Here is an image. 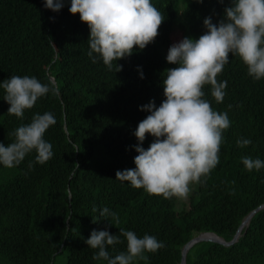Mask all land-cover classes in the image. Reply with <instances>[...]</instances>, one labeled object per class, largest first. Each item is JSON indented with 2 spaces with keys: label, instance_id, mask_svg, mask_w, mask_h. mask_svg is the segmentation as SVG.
<instances>
[{
  "label": "trees",
  "instance_id": "1",
  "mask_svg": "<svg viewBox=\"0 0 264 264\" xmlns=\"http://www.w3.org/2000/svg\"><path fill=\"white\" fill-rule=\"evenodd\" d=\"M178 1L151 0L165 18L159 35L144 50L116 61L122 66L116 72L115 65L110 71L99 58L97 63L89 58L90 29L78 13H70L71 0L59 12L45 8V0H0V83L27 75L58 88L25 110L23 119L8 114L0 88L5 146L35 114L49 112L56 119L44 136L54 153L48 162H36L33 151L16 167L0 164V264H53L59 253H65V264H107L93 259L98 250L85 241L93 230L119 235L120 229L155 236L165 245L134 264H180L181 247L193 235L212 231L230 240L242 218L264 204V168L249 172L242 163L245 156L264 161V79L254 81L231 55L217 77L227 81L223 102L216 103L210 85L204 87L213 109L227 112L232 122L223 134L220 163L206 183L192 185L186 200L164 199L116 178L117 171L136 167L134 132L150 114L141 107L153 100L159 107L165 99L166 69L177 67L166 60L169 47L185 30L203 35L204 19L218 24L231 6V0H184L179 14ZM241 138L252 144L238 147ZM153 140L148 135L142 147ZM104 207L118 214V224L100 217ZM120 239L107 248L111 257L126 252V239ZM186 264H264V208L235 243L193 244Z\"/></svg>",
  "mask_w": 264,
  "mask_h": 264
},
{
  "label": "clouds",
  "instance_id": "2",
  "mask_svg": "<svg viewBox=\"0 0 264 264\" xmlns=\"http://www.w3.org/2000/svg\"><path fill=\"white\" fill-rule=\"evenodd\" d=\"M63 5L64 0L44 2V7L53 12H59ZM69 11L73 15L78 13L81 22L90 29L87 42L92 62L97 63L99 58L110 71L115 65L116 72L122 70L116 61L130 57L136 49L144 50L155 41L165 19L151 0H71ZM203 23L207 31L198 39L184 37L169 47L166 60L177 67L166 69L165 99L159 107L154 100L141 107V111L150 114L134 132L138 141L134 146L138 153L134 157L136 167L116 172V178L152 196L186 200L191 186L206 183L220 163L223 134L232 122L227 112L213 109L205 98L204 87L210 85L216 103L223 102L227 81H218L217 77L229 63L230 55L239 57L254 81L264 79V0H231L218 24L211 17ZM0 88L5 92L3 99L10 105L8 114L19 119L38 99L50 92L58 93L57 87L27 75H13L0 83ZM55 123L52 113L35 114L31 123L10 134L15 138L13 142L7 146L0 143V164L16 167L33 151L36 162H48L54 153L44 136ZM148 135L154 140L145 149L142 145ZM251 144L250 139L237 140L241 148ZM242 163L249 172L264 168V161L259 158L245 156ZM109 216L119 223L116 212L107 207L100 210V217ZM120 236L126 239L127 250L111 257L107 248L121 243ZM85 243L98 250L94 260L107 264H134L147 260L145 253H156L165 247L155 236L145 234L140 238L134 231L124 229H120L119 235L93 230Z\"/></svg>",
  "mask_w": 264,
  "mask_h": 264
},
{
  "label": "water",
  "instance_id": "3",
  "mask_svg": "<svg viewBox=\"0 0 264 264\" xmlns=\"http://www.w3.org/2000/svg\"><path fill=\"white\" fill-rule=\"evenodd\" d=\"M51 80H53V77L50 76ZM54 81V80H53ZM264 208V204L258 206L257 208L251 210L249 213H247L241 220L236 232L232 236L230 240L224 239L222 236L218 235L215 232L212 231H201L195 235H193L182 247H181V259L180 264H186V256L189 248L200 241H212V242H218L222 245L229 246L233 243H235L240 234L243 227H246L249 224V221L252 217V215L258 210Z\"/></svg>",
  "mask_w": 264,
  "mask_h": 264
},
{
  "label": "rangeland",
  "instance_id": "4",
  "mask_svg": "<svg viewBox=\"0 0 264 264\" xmlns=\"http://www.w3.org/2000/svg\"><path fill=\"white\" fill-rule=\"evenodd\" d=\"M183 4H184V0H179L176 4V9L179 12V14L181 13V9L183 7ZM178 20H179V16H177V18L175 19V23L178 22ZM184 36L192 38V39H198L200 37L199 34H192V33H189L187 30L184 31ZM191 188H192V186H191ZM65 262H66L65 253L57 254L53 260V264H65Z\"/></svg>",
  "mask_w": 264,
  "mask_h": 264
}]
</instances>
